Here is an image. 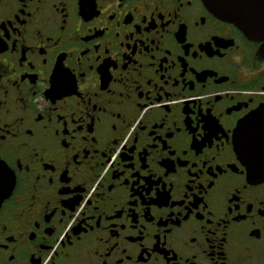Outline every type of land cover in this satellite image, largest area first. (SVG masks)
<instances>
[{"label": "flooded vegetation", "instance_id": "flooded-vegetation-1", "mask_svg": "<svg viewBox=\"0 0 264 264\" xmlns=\"http://www.w3.org/2000/svg\"><path fill=\"white\" fill-rule=\"evenodd\" d=\"M0 25V264H264V181L231 143L263 41L201 0H0Z\"/></svg>", "mask_w": 264, "mask_h": 264}, {"label": "snow or ice", "instance_id": "snow-or-ice-1", "mask_svg": "<svg viewBox=\"0 0 264 264\" xmlns=\"http://www.w3.org/2000/svg\"><path fill=\"white\" fill-rule=\"evenodd\" d=\"M214 2L217 3V2H220V0H214ZM222 2L225 7L232 8V7H244L250 2V0H222ZM233 23H236L238 27H245L246 25H249L250 23H252V21L249 18H246L243 14H240L239 18L235 19ZM259 29L262 33V35L260 36V39L264 40V20L262 19H259ZM5 35H6V30H4L3 27H0V42H3V37H5ZM68 79L71 80L72 78L69 77ZM73 84H74V81H73ZM257 118L259 119L260 124H261V134H260V142H259L258 151L254 150L253 148L252 134L249 131L250 123ZM50 119L51 118H49V120ZM240 122L241 123L236 126L235 130L231 134V143L233 145L236 160H238L239 165H242L243 169L247 170L248 178H249V174L251 173L253 182L250 184L255 185L257 182L264 181V112L260 113L259 117H257L256 113H252L250 116H246ZM199 123L200 121L197 120V125H199ZM5 127H6L5 125L0 124V141H3L4 139ZM205 129H206V134L202 133L203 141L208 142L210 146H211L212 140H216L217 143H220V137L217 135V133L220 132L221 130L220 128L216 127L215 121H211L210 123L206 122ZM64 130H67V124L64 125ZM191 131L193 133V138L198 139L199 137L196 136L195 127H193ZM58 134L59 133H57V135ZM9 135H11V133H9ZM28 135H31L30 130L28 131ZM224 139L225 140L228 139L227 134H224ZM63 146L67 147V144L65 143ZM19 147L26 148V149L30 148V151L28 154L30 155L32 159H36V160L41 159L40 152L44 151L43 147L37 150L34 147H30V145H28L27 142H21ZM0 162H2V164H0V204H2L4 195H7V193L4 192L5 176L7 175L10 178L9 179V193L11 192L12 186L14 185L15 178H14L13 173L10 172L4 165L2 157H0ZM18 162H19V157H17V163ZM235 163L236 161H233V163L227 165V167L233 170V168L230 166H234ZM218 170L221 171V174H223L222 170H220L219 168ZM25 171H27L26 167H25ZM52 171H54V169H52ZM209 171H211V169H209ZM133 173L134 174L132 175V178L135 179L138 184L144 183L143 179L139 177L138 170L134 169ZM146 175H148V179L150 180L151 179L150 174H146ZM36 179L38 180L39 176H37ZM196 179H198V177H194L191 182L195 183ZM247 182L249 183V180H247ZM208 187H212V184L209 183ZM144 191L151 192L154 195L159 194L158 190H156L155 192L153 191V185L151 183H148V185L144 188ZM32 198L35 199V196H33ZM141 199H143V197H141ZM199 203H201L202 208L205 211H207L208 216L211 217V211L208 210L207 204L203 203L202 201ZM195 206H196L195 204H192L191 206L186 208V211L189 212V214H191L192 209L195 208ZM236 210H237V215H240L239 204H237ZM26 211L27 209L21 210L22 213ZM227 212L230 214L232 212V209L231 208L227 209ZM200 218L203 219V216L201 215ZM209 223H210V220H209ZM37 227H39V225H37ZM254 236H256V238L259 239V233H258V236L257 235H254ZM221 242L227 243V241L223 239ZM2 243L3 242L0 241V244Z\"/></svg>", "mask_w": 264, "mask_h": 264}, {"label": "water", "instance_id": "water-1", "mask_svg": "<svg viewBox=\"0 0 264 264\" xmlns=\"http://www.w3.org/2000/svg\"><path fill=\"white\" fill-rule=\"evenodd\" d=\"M201 1L215 16L234 24L248 39L264 42V40L260 39L262 33L259 29V19L264 20V0H250V2L244 7L232 8L225 7L222 0L217 3H215L214 0ZM240 14H243L246 18H249L252 23L246 25L245 27H238L236 23H233V21L239 18ZM262 112H264V109H257L252 113H256L257 117H259V114ZM252 113H250L248 116H250ZM249 131L252 134L253 148L254 150L258 151L261 134V124L258 118L250 123ZM249 175L251 176V173Z\"/></svg>", "mask_w": 264, "mask_h": 264}]
</instances>
